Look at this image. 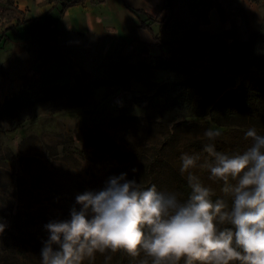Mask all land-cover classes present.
Instances as JSON below:
<instances>
[{
  "label": "rangeland",
  "instance_id": "1",
  "mask_svg": "<svg viewBox=\"0 0 264 264\" xmlns=\"http://www.w3.org/2000/svg\"><path fill=\"white\" fill-rule=\"evenodd\" d=\"M193 1L197 6L202 3ZM152 8L153 14L146 22L161 37L164 53L193 66L208 63L216 72L224 73L226 54L232 44L246 43L252 34H257V41L264 44V19L252 30L256 17H247L248 21H242L244 17H233L235 22L231 24L228 23L231 17L227 19L222 11L221 18L227 28L211 31L206 15L186 38L171 14L168 0H157ZM261 12L264 13V9ZM194 76L203 89L215 88L209 70L195 72L178 66L166 71L162 82L178 83ZM85 80L86 76L82 75L78 83L73 84L81 93L86 82L90 89L96 88L95 83L110 82L105 81V77ZM150 80L159 81L153 75ZM239 82L246 87L250 78ZM118 89L119 92L91 108L92 91L80 97L85 101L81 106L48 110L49 115L39 119L32 117L31 109L25 104L20 107L22 126L17 130L11 131L0 121V223L5 225L4 232L0 233V264H41V249L49 236L45 226L70 219L77 195L103 190L109 178L124 174L125 168L131 172L126 179L147 188L155 185L158 191L165 192L161 164L166 162L187 179V173L180 172V158L184 154H199L198 166L191 171L216 196L221 195L220 183L210 180L209 172L199 167L207 159L203 148L209 141L204 133L209 128L218 130L221 135L214 142L216 150L232 154L243 152L251 145L245 133L253 127H219L188 115L178 118L181 126L173 132L171 125L163 123L158 115L164 104L161 97L153 96L146 88L144 92H131L135 96ZM24 90L31 101L37 98L30 84L26 83ZM46 96L44 92L40 98ZM194 100L196 106L200 99L195 97ZM76 111L78 114L87 111L86 116L79 118ZM125 116L146 118L141 122L117 120ZM254 128L259 135H264V128ZM116 153L121 157L115 158ZM150 164L151 174L145 177L138 168ZM76 207L79 210V206ZM105 256H111L107 264H119L116 253L97 254L94 261L85 264H106ZM142 259L143 253L132 257L134 264H140Z\"/></svg>",
  "mask_w": 264,
  "mask_h": 264
},
{
  "label": "clouds",
  "instance_id": "2",
  "mask_svg": "<svg viewBox=\"0 0 264 264\" xmlns=\"http://www.w3.org/2000/svg\"><path fill=\"white\" fill-rule=\"evenodd\" d=\"M204 135L207 159L199 167L220 183V196L213 199L217 194L191 171L199 154L180 158L190 189L183 201L126 174L111 177L103 190L76 196L79 210L74 206L70 219L45 226L41 264H85L120 251L143 253L140 264H264V135L249 128L251 145L232 154L216 150L218 130ZM110 259L105 256L106 264Z\"/></svg>",
  "mask_w": 264,
  "mask_h": 264
},
{
  "label": "crops",
  "instance_id": "3",
  "mask_svg": "<svg viewBox=\"0 0 264 264\" xmlns=\"http://www.w3.org/2000/svg\"><path fill=\"white\" fill-rule=\"evenodd\" d=\"M63 1L0 0V107L28 83L37 96L31 115L43 118L49 115V101L40 98L44 92L70 87L82 75L85 81L104 77L111 81L115 64L137 66L160 57L152 35L141 28V20L153 14L157 0H77L61 13ZM212 1L219 8L207 13L211 31L228 27L222 11L227 19L231 17V24L233 17H244L242 21L256 17L252 30L264 19V0ZM135 11L144 14L138 16ZM145 46H149L147 51ZM153 76L161 82L165 72L155 70ZM105 83L91 89L90 108L119 92L118 86ZM129 89L145 91L132 79Z\"/></svg>",
  "mask_w": 264,
  "mask_h": 264
},
{
  "label": "trees",
  "instance_id": "4",
  "mask_svg": "<svg viewBox=\"0 0 264 264\" xmlns=\"http://www.w3.org/2000/svg\"><path fill=\"white\" fill-rule=\"evenodd\" d=\"M77 0H64L61 5V13L68 7L74 5ZM169 9L173 18L179 23L181 31L186 38L190 37L193 29L199 25L201 17L206 18L207 13L212 8H219L216 1L204 0L197 6L193 0H168ZM136 15H143V11H135ZM147 20V19H146ZM146 20H141V28L147 30L154 40L156 47L160 49L161 55L156 60H151V64L140 63L137 66L115 64L110 71L111 81L107 82L118 86L121 90L130 91V80L141 83L147 92L155 97H161L164 100L161 111L158 115L162 117L163 123L171 125V130L175 132L181 126L178 118L181 116L192 115L195 118L207 120L211 125L219 127H245L252 126L264 128V44L257 41V34H252L249 41L240 45H231V50L226 54L225 72L218 73L214 66L208 63H202L193 66L182 62L176 57L167 56L163 51V42L153 29L146 24ZM10 30V29H9ZM149 46H145L147 51ZM146 58L150 59L147 55ZM174 66L183 67L191 71L209 70L215 81V88L203 89L198 79L194 76L186 81L178 83L161 81L154 82L150 80L153 71L171 70ZM250 78L246 87L240 85L239 80ZM234 79H238L235 81ZM79 78L76 79L77 84ZM104 83H95L98 87ZM106 84V83H105ZM77 86V85H76ZM142 86V87H143ZM46 100L50 102L49 111L64 107H79L85 101L81 96L91 94L88 86L82 88V93L74 85L63 88H52L46 91ZM135 96V95H134ZM137 96V95H136ZM200 99L199 103L194 106V98ZM129 101L127 100V103ZM28 104L29 110L33 102L24 87L19 93L15 94L11 100L6 101L0 107V121L5 122L9 129L17 130L22 126L19 121L21 115L20 107ZM63 105V106H62ZM132 107V103L130 104ZM85 115L80 112L78 117ZM146 117L125 116L119 117L125 121L131 120L141 122ZM116 153L115 158L120 156ZM121 157V156H120ZM163 167L165 192L175 193L180 200H186L190 193L185 179L176 169L172 168L166 162L161 164ZM145 177L150 176L152 164L138 168ZM123 173L128 175L131 172L127 168ZM149 174V175H148ZM143 188H147L141 185ZM218 196H214L213 199ZM116 260L119 264H134L132 257L125 252H117Z\"/></svg>",
  "mask_w": 264,
  "mask_h": 264
}]
</instances>
